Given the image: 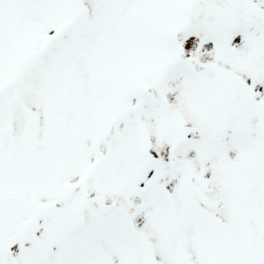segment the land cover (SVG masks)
<instances>
[{
    "label": "snow or ice",
    "instance_id": "snow-or-ice-1",
    "mask_svg": "<svg viewBox=\"0 0 264 264\" xmlns=\"http://www.w3.org/2000/svg\"><path fill=\"white\" fill-rule=\"evenodd\" d=\"M0 264H264V0H0Z\"/></svg>",
    "mask_w": 264,
    "mask_h": 264
}]
</instances>
